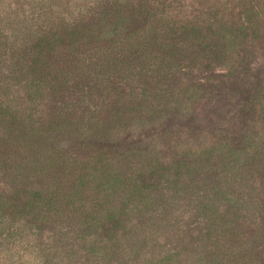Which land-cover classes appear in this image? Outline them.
Segmentation results:
<instances>
[{"label": "rangeland", "instance_id": "374dc122", "mask_svg": "<svg viewBox=\"0 0 264 264\" xmlns=\"http://www.w3.org/2000/svg\"><path fill=\"white\" fill-rule=\"evenodd\" d=\"M128 1L130 7L154 9L152 18L155 13L156 19L169 17L172 25L188 20L195 29H142L155 33V45L147 53L167 58L155 64L152 75L128 74V67L139 62L134 54L125 63L116 62L115 71L124 69L110 82L103 76L77 79L56 100L47 97L42 110L47 116L61 107L84 122L94 113L105 119L109 130L101 125L90 134L93 142L74 136L60 148L74 149L77 167L91 165L96 149H109L108 162L124 177L150 184L140 205L121 201L123 228L110 231L123 235L124 245L134 238L136 245L120 253L110 242L108 249L94 251L77 221L42 224L6 207L0 209V264H38L43 257L39 239L52 249L50 264H196L197 257L209 264H264V26L241 28L247 17L232 7L248 10L249 0ZM110 2L99 0L83 20L95 22ZM221 21L231 29H220ZM99 33L75 51L108 61L119 52L131 53L125 49L132 41L118 40L122 30L108 27ZM161 44L169 45V54ZM132 89L137 99L129 97ZM141 93L145 105L139 104ZM115 109L125 117L117 118L119 129L111 128ZM1 148L7 145L0 142ZM1 173V197L17 188L21 192L22 184L14 188ZM17 205L20 212L21 202ZM174 251L180 256L170 261Z\"/></svg>", "mask_w": 264, "mask_h": 264}, {"label": "trees", "instance_id": "16d2710c", "mask_svg": "<svg viewBox=\"0 0 264 264\" xmlns=\"http://www.w3.org/2000/svg\"><path fill=\"white\" fill-rule=\"evenodd\" d=\"M11 1L0 0V132L3 136L0 142L7 145L0 149V171L14 188L19 184L23 187L21 192L14 189L7 198L0 196V209H14L13 214L42 224L58 219L67 224L77 221L79 229L90 236L94 251L108 249L110 242L117 247L114 252L132 251L135 238L124 245L123 235L119 232L110 234V231L123 228L124 220L118 212L121 201L140 205L146 199L150 184L124 177L114 164L108 162L109 149L103 147L95 150L91 165L77 167V158L72 156V152L76 156L74 149L60 148V144L73 140L74 136L93 142L92 135L101 125L108 129L105 119L100 113H94L84 122L81 115L78 117L61 107H53L45 116L43 102L49 96L56 100L60 91L69 89L77 79L94 81V76H103L110 82L115 72L124 69L115 71L114 65H119L116 62L125 63L134 54L139 62L136 67H128V74L152 75L155 64L167 58L147 53L155 45V33L146 34L142 29H158L160 25L170 29L195 28H189L193 24L188 20L172 25L169 17L156 19L155 13L152 18L150 14L154 9L146 10L147 7L141 4L130 7L132 2L128 0H111L93 23L85 22L83 14H91L99 0ZM247 3L248 10L243 11L240 4L227 10L232 7L234 12L238 9L240 13L244 12L247 18L242 29H259L264 26V0ZM251 15L257 16L258 21L251 22L248 17ZM221 23L220 29H231L224 21ZM147 26L150 27L144 28ZM108 27L122 30V36H117L122 39L118 40L132 41L129 51L125 49L130 54L119 52L108 61L106 57L89 55L87 51L83 55L75 51L79 46L86 47L95 41L101 29ZM148 35L151 36L148 38ZM116 43L120 44V41ZM167 46L161 44L165 54H169ZM173 49L174 52L177 50ZM8 61L11 67L6 66ZM108 89L106 87L107 92ZM129 97L138 98L133 89ZM144 99L145 94L141 93L139 104L145 105ZM117 118L125 119L117 112L110 120L112 129L122 127ZM18 202H21L20 212L16 211ZM2 216L0 210V219ZM213 228L209 226L208 230ZM136 230L133 225V232ZM40 241L38 255L43 257L38 264H50L48 255L52 249ZM179 256V251H174L169 260ZM197 258L196 264H209L202 257Z\"/></svg>", "mask_w": 264, "mask_h": 264}]
</instances>
